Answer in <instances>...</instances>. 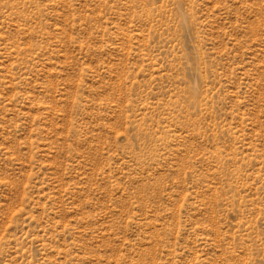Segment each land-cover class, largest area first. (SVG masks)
Here are the masks:
<instances>
[{
	"label": "rangeland",
	"instance_id": "obj_1",
	"mask_svg": "<svg viewBox=\"0 0 264 264\" xmlns=\"http://www.w3.org/2000/svg\"><path fill=\"white\" fill-rule=\"evenodd\" d=\"M0 264H264V0H0Z\"/></svg>",
	"mask_w": 264,
	"mask_h": 264
}]
</instances>
